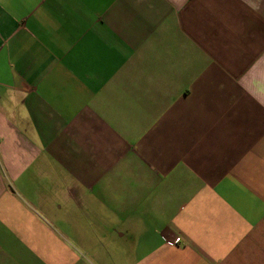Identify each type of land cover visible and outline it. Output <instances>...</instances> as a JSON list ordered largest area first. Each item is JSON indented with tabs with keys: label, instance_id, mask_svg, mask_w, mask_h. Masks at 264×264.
Here are the masks:
<instances>
[{
	"label": "crops",
	"instance_id": "crops-1",
	"mask_svg": "<svg viewBox=\"0 0 264 264\" xmlns=\"http://www.w3.org/2000/svg\"><path fill=\"white\" fill-rule=\"evenodd\" d=\"M0 264H264V0H0Z\"/></svg>",
	"mask_w": 264,
	"mask_h": 264
}]
</instances>
